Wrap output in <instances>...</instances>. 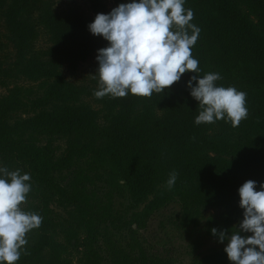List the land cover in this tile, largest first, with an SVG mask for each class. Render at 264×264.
<instances>
[{
  "label": "trees",
  "instance_id": "trees-1",
  "mask_svg": "<svg viewBox=\"0 0 264 264\" xmlns=\"http://www.w3.org/2000/svg\"><path fill=\"white\" fill-rule=\"evenodd\" d=\"M88 6L86 13L57 9L51 0H0L12 50L9 62L0 61L6 92L0 96V167L30 174L22 206L42 217L16 264H138V232L170 203L203 201L239 226L238 189L248 180L257 191L264 184V0L184 4L200 29L191 49L199 61L195 75L219 73L217 86L246 93L248 116L238 127L224 120L194 123L200 109L186 87L194 73L150 98H95L97 80L73 78L81 63L107 47L88 25L111 9L104 0H88ZM98 165L125 182L130 214L116 223L100 217L82 181L85 168ZM173 171L178 175L169 190ZM52 205L68 210L66 219L56 217Z\"/></svg>",
  "mask_w": 264,
  "mask_h": 264
},
{
  "label": "clouds",
  "instance_id": "clouds-1",
  "mask_svg": "<svg viewBox=\"0 0 264 264\" xmlns=\"http://www.w3.org/2000/svg\"><path fill=\"white\" fill-rule=\"evenodd\" d=\"M184 4L185 0H132L95 16L88 30L107 41V47L99 49L96 56L94 96L150 98L179 82L183 74L194 73L186 85L200 109L194 123L224 120L238 127L248 116L246 93L217 86L219 73L202 78L195 75L200 71L199 61L191 49L200 29L191 23L194 13ZM177 175L175 171L169 174V190ZM30 180V174H21L20 169L0 167V264H16L22 252L27 254V235L42 224L39 214L22 208L31 191ZM256 187V181L248 180L238 189L243 220L235 232L226 236L224 231L211 229L218 242L228 241L224 252L231 264H264V184L259 191Z\"/></svg>",
  "mask_w": 264,
  "mask_h": 264
},
{
  "label": "rangeland",
  "instance_id": "rangeland-1",
  "mask_svg": "<svg viewBox=\"0 0 264 264\" xmlns=\"http://www.w3.org/2000/svg\"><path fill=\"white\" fill-rule=\"evenodd\" d=\"M51 1L57 9L77 7L86 13L89 10L88 0ZM104 1L111 10L119 6L116 0ZM130 2L132 0H121L122 4ZM43 44L41 40L38 46ZM11 53L12 50L3 36L0 19V61L9 62ZM97 53L79 65L73 78L75 81L91 83V80H96L92 75L98 68ZM5 93L0 88V96ZM81 176L84 183H89L90 192L94 193L90 194L93 206L104 221L113 219L116 223L120 216H129L125 182L116 171L105 166H90L85 168ZM78 183L81 181L78 180ZM54 199H58V205L67 206L64 197L55 196ZM52 207L56 217L66 219L68 210L58 206L56 208V205ZM22 208L24 209L23 206ZM138 209L140 206L136 207ZM238 227L228 222L225 214L210 204L178 199L153 215L146 229L138 232L135 259L138 264H231L224 252L228 241L218 242V236H213L211 229L215 228L218 233L224 231L226 236H230ZM240 235L248 237L245 233Z\"/></svg>",
  "mask_w": 264,
  "mask_h": 264
}]
</instances>
